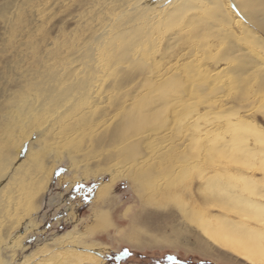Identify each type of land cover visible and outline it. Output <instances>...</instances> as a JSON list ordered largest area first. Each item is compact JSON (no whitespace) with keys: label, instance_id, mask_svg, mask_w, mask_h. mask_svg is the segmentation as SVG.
I'll return each mask as SVG.
<instances>
[{"label":"bare ground","instance_id":"1","mask_svg":"<svg viewBox=\"0 0 264 264\" xmlns=\"http://www.w3.org/2000/svg\"><path fill=\"white\" fill-rule=\"evenodd\" d=\"M0 25V264L64 160L97 202L127 179L201 252L264 264V0H11ZM88 229L18 263L102 264Z\"/></svg>","mask_w":264,"mask_h":264},{"label":"rangeland","instance_id":"2","mask_svg":"<svg viewBox=\"0 0 264 264\" xmlns=\"http://www.w3.org/2000/svg\"><path fill=\"white\" fill-rule=\"evenodd\" d=\"M14 1L12 0V3ZM5 2H11V0H0V5L2 6ZM84 7H74L71 11L73 20L70 19L71 16H68L63 24L57 23L59 26H56L51 37L54 39L61 27H66L65 31L71 32L77 24L75 21L78 19V15L89 6L85 5ZM1 27L0 25V43L2 39ZM2 68L3 66L0 67V72ZM1 82L3 80L0 77ZM2 90L4 88L0 85V96L3 94ZM68 167L67 160H64L55 170L47 191L41 192L38 195L39 199L37 198L33 205L30 219H33L31 221L34 223V227L38 225L35 228H38L37 231L34 227L29 228V225L26 224L29 216L25 217L26 221L24 220L25 224L22 229L29 232L24 233L26 237L23 240L26 241L25 244H28L27 251L23 253L14 251L16 260H10L13 253L9 250L6 254L3 253V261L5 259V261L10 260L11 264H19L18 262L23 256L37 250L40 245L45 244L53 249L54 244L51 240L55 236L58 238L70 233L82 235L89 227L90 234L84 236L78 243L95 244L101 248L102 251H99V253L101 252L99 255L102 264H247L245 261H234L229 257L221 258L224 253L219 249L213 251L207 249V252L198 250L195 240L190 237L189 240H186L188 239L185 238L187 234H181L178 227H175L178 224L176 216V219L173 218L176 222L173 225L171 220H164V215L173 210L171 204L164 201L167 206L158 202L154 206L145 205L127 179L117 180L112 188H107V192L97 202L95 194L101 180L93 179L94 175L89 173L88 182L84 183L81 181V178H84L83 173L72 174L68 171ZM105 180H108V177H105ZM146 212H157L160 219L151 220L147 217ZM95 216L99 217L98 220L94 218ZM135 225L137 226L136 230H134ZM27 226L31 229L30 231ZM134 235H137L139 239L148 237L155 241L137 245V241L132 238Z\"/></svg>","mask_w":264,"mask_h":264}]
</instances>
